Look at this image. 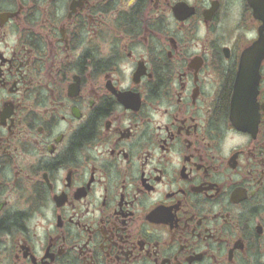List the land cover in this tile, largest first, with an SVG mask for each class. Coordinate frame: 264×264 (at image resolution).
<instances>
[{"label":"flooded vegetation","instance_id":"af4514ba","mask_svg":"<svg viewBox=\"0 0 264 264\" xmlns=\"http://www.w3.org/2000/svg\"><path fill=\"white\" fill-rule=\"evenodd\" d=\"M0 264H264V0H0Z\"/></svg>","mask_w":264,"mask_h":264}]
</instances>
